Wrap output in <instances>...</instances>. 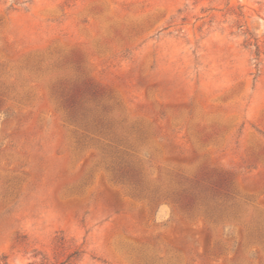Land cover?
Returning <instances> with one entry per match:
<instances>
[{
    "label": "rangeland",
    "instance_id": "obj_1",
    "mask_svg": "<svg viewBox=\"0 0 264 264\" xmlns=\"http://www.w3.org/2000/svg\"><path fill=\"white\" fill-rule=\"evenodd\" d=\"M0 264H264V0H0Z\"/></svg>",
    "mask_w": 264,
    "mask_h": 264
}]
</instances>
